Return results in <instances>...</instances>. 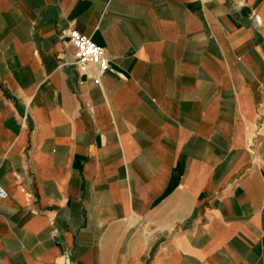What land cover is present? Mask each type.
<instances>
[{"label": "crops", "instance_id": "0c3cea01", "mask_svg": "<svg viewBox=\"0 0 264 264\" xmlns=\"http://www.w3.org/2000/svg\"><path fill=\"white\" fill-rule=\"evenodd\" d=\"M0 187V264H264V0H0Z\"/></svg>", "mask_w": 264, "mask_h": 264}, {"label": "built area", "instance_id": "2783aa9c", "mask_svg": "<svg viewBox=\"0 0 264 264\" xmlns=\"http://www.w3.org/2000/svg\"><path fill=\"white\" fill-rule=\"evenodd\" d=\"M67 36L70 43L76 49L75 65L82 71L87 70L90 66H97L99 77L96 82H100L101 77L109 70L110 60L104 49L98 47L92 40L75 30H67L63 34ZM0 198L7 199L8 193L0 187Z\"/></svg>", "mask_w": 264, "mask_h": 264}]
</instances>
